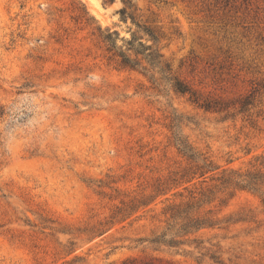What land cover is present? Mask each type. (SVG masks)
<instances>
[{
    "label": "rangeland",
    "instance_id": "1",
    "mask_svg": "<svg viewBox=\"0 0 264 264\" xmlns=\"http://www.w3.org/2000/svg\"><path fill=\"white\" fill-rule=\"evenodd\" d=\"M0 264H264V0H0Z\"/></svg>",
    "mask_w": 264,
    "mask_h": 264
},
{
    "label": "trees",
    "instance_id": "2",
    "mask_svg": "<svg viewBox=\"0 0 264 264\" xmlns=\"http://www.w3.org/2000/svg\"><path fill=\"white\" fill-rule=\"evenodd\" d=\"M121 13H122V15L126 14L124 10ZM120 57L122 58L121 63L124 66L133 68V67H136L138 65V63L136 61L131 60L127 55H125L123 53L120 55ZM177 89L180 93L186 92L181 86H178ZM181 153H184V156L188 157L189 160L194 161V155L191 154V149H189L188 147L184 146ZM208 168H210V166H196L195 170H196V172H200L201 177H204L207 173L210 172V170ZM196 172H192V174H196ZM173 218H175V217H173ZM199 222L200 221L189 220L188 223L184 225V227L187 229L191 226V224H195L197 226H200ZM197 230H199V229H197ZM165 237H166V234H163L161 237L157 238L156 241H154V243L162 245L163 242L164 243L166 242Z\"/></svg>",
    "mask_w": 264,
    "mask_h": 264
}]
</instances>
